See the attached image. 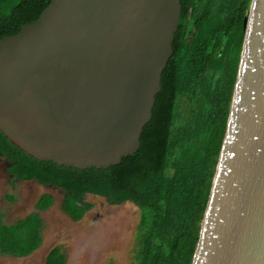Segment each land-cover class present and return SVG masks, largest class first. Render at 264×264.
I'll use <instances>...</instances> for the list:
<instances>
[{
  "label": "water",
  "instance_id": "1",
  "mask_svg": "<svg viewBox=\"0 0 264 264\" xmlns=\"http://www.w3.org/2000/svg\"><path fill=\"white\" fill-rule=\"evenodd\" d=\"M181 0H53L0 40V130L31 157L88 169L140 150L174 55ZM192 264H264V0H252Z\"/></svg>",
  "mask_w": 264,
  "mask_h": 264
},
{
  "label": "trees",
  "instance_id": "2",
  "mask_svg": "<svg viewBox=\"0 0 264 264\" xmlns=\"http://www.w3.org/2000/svg\"><path fill=\"white\" fill-rule=\"evenodd\" d=\"M53 0H0V40L39 20ZM252 0H181L174 55L163 72L152 120L141 147L118 165L61 166L22 151L0 130L8 173L61 189L62 211L81 221L94 195L109 205L140 209L134 264H192L227 131ZM13 200L12 197H9ZM47 210L54 198L40 199ZM43 220L33 214L7 225L0 214V253L26 257L42 244ZM54 248L46 264H66Z\"/></svg>",
  "mask_w": 264,
  "mask_h": 264
},
{
  "label": "rangeland",
  "instance_id": "3",
  "mask_svg": "<svg viewBox=\"0 0 264 264\" xmlns=\"http://www.w3.org/2000/svg\"><path fill=\"white\" fill-rule=\"evenodd\" d=\"M6 182L5 177L0 178V195L11 192ZM23 187L15 191L18 201L26 196V192L30 193L32 190ZM51 190L56 194L58 204L44 214L45 227L42 233L44 248L39 251L40 255L48 248V252L53 248H60L67 257L66 264H134L135 231L140 221L138 206L132 202L109 205L101 197L87 195L84 200L92 204L93 208L81 221L75 222L59 207L64 198L62 190L58 188ZM6 205L5 208L8 210L9 205L7 203ZM25 216L26 214L15 216L9 222H16Z\"/></svg>",
  "mask_w": 264,
  "mask_h": 264
},
{
  "label": "crops",
  "instance_id": "4",
  "mask_svg": "<svg viewBox=\"0 0 264 264\" xmlns=\"http://www.w3.org/2000/svg\"><path fill=\"white\" fill-rule=\"evenodd\" d=\"M1 165H2V173H1L2 177H5L7 179V182H6V183H8L7 186L11 190V192H8L7 194L0 195V214L3 217V222L7 225H15L18 222L27 219L29 216H31L33 214H39L40 218L43 220L44 227H45V216H44V214L56 207V205L58 204V199L57 198L54 199V204L50 208H48L47 210H38L37 205H38V203H40L39 201H40L42 195L49 194V192H51L53 195H55L53 193V191L51 190V188H54V187H52V186H46L45 187L36 181L18 182L17 179L12 181V179H11L12 177L9 176V173H8V166L10 165V163L8 160L4 159L0 154V167H1ZM8 176H9V178H8ZM29 184L32 185L31 189L32 188L33 189L30 190V193H29V191L26 192V196L23 197V199H20V201H18L17 196H16L17 194L15 193V191L19 190L20 189L19 187H23V186H25L23 188L27 189L26 187H28ZM46 191H49V192H46ZM9 197H12L13 200H11ZM27 198L30 199L31 202L30 201L26 202ZM62 202L60 203V206H59L60 208H61ZM6 203L9 205L8 210L5 208ZM22 214H24V215L26 214V216L22 219L19 218L18 220H16V222L15 221L9 222V220L11 218H13L15 216H20ZM64 214L69 219L72 220V218H70L66 213H64ZM42 231H43V229H42ZM42 236H43V234H42ZM43 248H44V245L42 243L41 246L38 248V250H36L34 253H32L31 255L26 256V257H14L11 255H2L0 253V264H19L21 262H32V261H34V262L37 261V263L40 262V264H46L47 257L49 255V253L54 248L51 249L50 252H48V250H49V248H48L44 251L45 253H43L42 255H36Z\"/></svg>",
  "mask_w": 264,
  "mask_h": 264
},
{
  "label": "flooded vegetation",
  "instance_id": "5",
  "mask_svg": "<svg viewBox=\"0 0 264 264\" xmlns=\"http://www.w3.org/2000/svg\"><path fill=\"white\" fill-rule=\"evenodd\" d=\"M2 165H1V167H0V178H2L3 179V177H2ZM9 176H11L12 178V181L13 180H15V178L11 175V174H9ZM9 176H8V178H9ZM18 182H32V181H20V180H17ZM1 185V184H0ZM7 185H8V183H7ZM42 186H44V185H42ZM1 187V186H0ZM31 187H32V185L31 184H29L28 185V187H26L28 190H30L31 189ZM46 187V186H45ZM33 189V188H32ZM48 189V188H47ZM46 192H49V191H46ZM28 194V193H27ZM55 194V193H54ZM47 195H49V196H51V197H53L54 199H56L57 197H55L56 196V194L55 195H53L51 192H49V194H44V195H42V197H44V196H47ZM41 197V198H42ZM29 202L30 201V199H26V202ZM53 210V209H52ZM51 211V210H50ZM46 214V213H45ZM42 233H43V231H42ZM44 238H43V236H42V243L44 244ZM36 255H40V253H37Z\"/></svg>",
  "mask_w": 264,
  "mask_h": 264
}]
</instances>
